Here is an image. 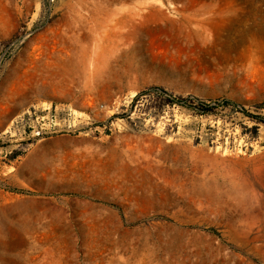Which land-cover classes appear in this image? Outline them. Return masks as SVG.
Returning a JSON list of instances; mask_svg holds the SVG:
<instances>
[{"label":"rangeland","instance_id":"rangeland-1","mask_svg":"<svg viewBox=\"0 0 264 264\" xmlns=\"http://www.w3.org/2000/svg\"><path fill=\"white\" fill-rule=\"evenodd\" d=\"M0 264H264V0H0Z\"/></svg>","mask_w":264,"mask_h":264},{"label":"built area","instance_id":"built-area-1","mask_svg":"<svg viewBox=\"0 0 264 264\" xmlns=\"http://www.w3.org/2000/svg\"><path fill=\"white\" fill-rule=\"evenodd\" d=\"M36 120L41 122L39 129L33 132L36 137L50 132L51 129L54 130L56 127H59V124L53 122L52 119L48 117V115L38 117Z\"/></svg>","mask_w":264,"mask_h":264},{"label":"bare ground","instance_id":"bare-ground-1","mask_svg":"<svg viewBox=\"0 0 264 264\" xmlns=\"http://www.w3.org/2000/svg\"><path fill=\"white\" fill-rule=\"evenodd\" d=\"M87 143H88V142H87ZM79 144H80L79 142H72L71 145L75 147V146H79ZM80 145H81V144H80ZM92 145H93V144H92ZM72 146H71V147H72ZM82 146H83V145H82ZM79 148H80V147H79ZM81 148H82V147H81ZM106 148H107V147H106ZM108 149H109V148H108ZM110 149H111V148H110ZM110 149H109V150H110ZM111 151H112V150H111ZM114 152H115V151H114ZM80 153H81V152H80ZM82 153H83V152H82ZM90 153H91V152H90ZM93 153H94V152H93ZM91 154H92V153H91ZM82 155H83V154H82ZM115 155H116V154H115ZM84 156H85V155H84ZM111 156H112V155H111ZM125 161H126V159H125ZM125 164H126V163H125ZM127 164H128V163H127ZM127 164H126V165H127ZM68 170H70V169H68ZM70 171H71V170H70ZM87 172H88V171H87ZM72 176H73V175H72ZM81 176H82V175H81ZM81 176H80V177H81ZM84 176H85V174H84ZM67 178H68V177H67ZM95 178H96V177H95ZM89 179H90V178H89ZM62 180H63V179H62ZM68 181H69V180H68Z\"/></svg>","mask_w":264,"mask_h":264}]
</instances>
